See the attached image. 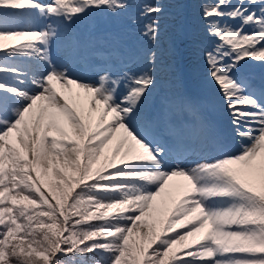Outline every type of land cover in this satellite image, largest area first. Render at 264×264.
Instances as JSON below:
<instances>
[{"label": "snow or ice", "instance_id": "1", "mask_svg": "<svg viewBox=\"0 0 264 264\" xmlns=\"http://www.w3.org/2000/svg\"><path fill=\"white\" fill-rule=\"evenodd\" d=\"M136 2L0 0V264H264V86L238 75L264 69V0H199L235 152L199 101L149 110L165 7Z\"/></svg>", "mask_w": 264, "mask_h": 264}, {"label": "rangeland", "instance_id": "2", "mask_svg": "<svg viewBox=\"0 0 264 264\" xmlns=\"http://www.w3.org/2000/svg\"><path fill=\"white\" fill-rule=\"evenodd\" d=\"M41 2H47V0H41ZM156 2H157V0H146L143 4L156 3ZM161 2L163 3L164 7L167 9L168 8L169 9H175L174 6H172L170 4L169 5L166 4V0H161ZM186 2L187 3H186L185 8L187 9L189 15L184 17L181 20V23H178V28L182 26L184 29H186L187 35L192 38V43H194V44L208 45L209 43H212V41L207 39L203 33V24L199 19V0H186ZM170 3H172V2H170ZM139 7H140V4L135 5L132 9H130V12L135 13L136 11L139 10ZM177 14H178V12H172L170 15L165 14L164 17L161 18L162 30L165 29L163 31L162 42H165V43L172 42V34H174L173 30L170 27L168 29L166 27L171 26L175 22H177V20L179 18V15H177ZM79 28H80V31L83 30V26H79ZM186 48L188 49L189 53L187 55V58L185 59L187 61L186 63L188 64L185 69L187 71L186 73H187L188 77L190 78L191 83L195 84V86H193L191 90L194 93H197V92L202 93L203 98L205 100H210L208 86L209 85L212 86L217 92H218V90H217V86L207 76L206 65L204 63L203 55H202L201 51H199V50H193L192 51L191 49H189L190 46H187ZM57 51H58L57 46L54 45V47H53L54 54ZM179 51H181V50H179ZM164 52H166V51H164ZM180 54H181V52H180ZM195 57H197V58L194 59ZM165 78H166V73L161 75L160 86L157 89L166 88ZM234 143L236 145V148H238V145L236 144L235 139H234ZM100 162L101 163L103 162V158H101ZM98 166H99L98 164L94 165V167H98ZM45 179L46 180L50 179L53 183H55V181H56V178L54 176H51V175L49 177H46ZM173 183L179 184V183H181V181L180 180H178L176 182L172 181L170 184H173ZM164 198L165 197L162 196V197L157 198V199L159 201L160 199H164ZM183 230L184 229L177 227V231H183ZM185 243H187V242H185ZM177 247L179 248L180 246H177Z\"/></svg>", "mask_w": 264, "mask_h": 264}, {"label": "trees", "instance_id": "3", "mask_svg": "<svg viewBox=\"0 0 264 264\" xmlns=\"http://www.w3.org/2000/svg\"><path fill=\"white\" fill-rule=\"evenodd\" d=\"M169 1V0H168ZM62 259H65V260H67L68 259V257H62Z\"/></svg>", "mask_w": 264, "mask_h": 264}, {"label": "bare ground", "instance_id": "4", "mask_svg": "<svg viewBox=\"0 0 264 264\" xmlns=\"http://www.w3.org/2000/svg\"><path fill=\"white\" fill-rule=\"evenodd\" d=\"M74 91H76V90H74ZM81 95H83V94H81ZM176 181H178V180H176ZM176 181H173V182H176ZM171 183V182H170ZM181 183H183L182 181H181Z\"/></svg>", "mask_w": 264, "mask_h": 264}]
</instances>
